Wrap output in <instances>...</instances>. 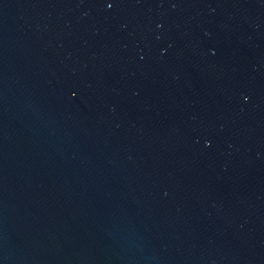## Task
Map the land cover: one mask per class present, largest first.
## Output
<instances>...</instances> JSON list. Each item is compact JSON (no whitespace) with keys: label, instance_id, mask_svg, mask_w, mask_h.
<instances>
[{"label":"water","instance_id":"water-1","mask_svg":"<svg viewBox=\"0 0 264 264\" xmlns=\"http://www.w3.org/2000/svg\"><path fill=\"white\" fill-rule=\"evenodd\" d=\"M0 264H264V0H0Z\"/></svg>","mask_w":264,"mask_h":264}]
</instances>
